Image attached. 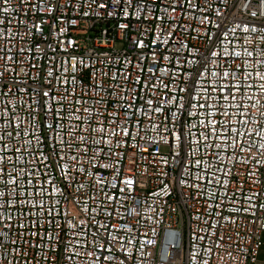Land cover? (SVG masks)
Returning a JSON list of instances; mask_svg holds the SVG:
<instances>
[{"label": "built area", "instance_id": "2783aa9c", "mask_svg": "<svg viewBox=\"0 0 264 264\" xmlns=\"http://www.w3.org/2000/svg\"><path fill=\"white\" fill-rule=\"evenodd\" d=\"M264 0H0V264H257Z\"/></svg>", "mask_w": 264, "mask_h": 264}, {"label": "crops", "instance_id": "0c3cea01", "mask_svg": "<svg viewBox=\"0 0 264 264\" xmlns=\"http://www.w3.org/2000/svg\"><path fill=\"white\" fill-rule=\"evenodd\" d=\"M263 238H264V235H263ZM263 254H264V247L260 251V255H259V259H258V263L257 264L263 263L262 262V256H263Z\"/></svg>", "mask_w": 264, "mask_h": 264}, {"label": "rangeland", "instance_id": "374dc122", "mask_svg": "<svg viewBox=\"0 0 264 264\" xmlns=\"http://www.w3.org/2000/svg\"><path fill=\"white\" fill-rule=\"evenodd\" d=\"M262 262H263V263H261V264H264V254H263V256H262Z\"/></svg>", "mask_w": 264, "mask_h": 264}]
</instances>
